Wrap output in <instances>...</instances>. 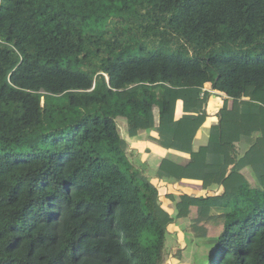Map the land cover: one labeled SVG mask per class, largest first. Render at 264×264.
Listing matches in <instances>:
<instances>
[{"label": "trees", "instance_id": "trees-1", "mask_svg": "<svg viewBox=\"0 0 264 264\" xmlns=\"http://www.w3.org/2000/svg\"><path fill=\"white\" fill-rule=\"evenodd\" d=\"M177 221L264 264V0H0V264H166Z\"/></svg>", "mask_w": 264, "mask_h": 264}, {"label": "rangeland", "instance_id": "rangeland-1", "mask_svg": "<svg viewBox=\"0 0 264 264\" xmlns=\"http://www.w3.org/2000/svg\"><path fill=\"white\" fill-rule=\"evenodd\" d=\"M211 91L212 90H208ZM232 102L231 101H225L224 106H227L228 110L232 109ZM209 125V123H207ZM256 125V124H255ZM208 127H204L202 129V139L199 137V134L195 138L192 146L194 147V151L197 150L198 147H202L203 144H206V139L208 136ZM149 133H144L141 136H139L137 139L134 140H128V143L130 145L129 150L127 151L128 157L130 159L137 156L139 153H143L147 157V162L149 163V166L151 168V173L157 169L160 162L163 158H168L170 160H174L178 163L185 162V158H181L177 156V154L167 152L162 150L161 148L157 147L150 139H148ZM137 143L139 146H137ZM225 151V150H224ZM244 175L247 177V180L252 188L256 187V179L253 174V172L250 169L244 170ZM180 189L178 191H184V193L187 194H197L199 195L201 192L198 190V186L195 185H182L179 186ZM173 188V187H172ZM184 195V194H182ZM165 207L170 214V217L174 216L175 210H174V203L167 202L165 203ZM187 224L186 221H177V223L171 224L169 227V230L171 231V234L167 236L166 242H165V249H164V258L167 260V258L170 256L169 261L166 264H181L179 263V260L182 257V250L186 247L187 248V254L188 256L192 254L198 247L203 246L202 242H197L195 240H192L189 235L183 236L182 233L186 229ZM198 246V247H197Z\"/></svg>", "mask_w": 264, "mask_h": 264}, {"label": "crops", "instance_id": "crops-1", "mask_svg": "<svg viewBox=\"0 0 264 264\" xmlns=\"http://www.w3.org/2000/svg\"><path fill=\"white\" fill-rule=\"evenodd\" d=\"M204 127H206V125H204L203 127H202V129H204ZM202 129H201V132H200V134H199V137L202 139ZM141 136V135H140ZM206 141H207V139H206ZM137 146H139L138 145V143H137ZM202 147H205V144H203V146ZM194 148V147H193ZM200 149V147H198L197 148V150H195V152H197L198 150ZM189 158V157H188Z\"/></svg>", "mask_w": 264, "mask_h": 264}]
</instances>
